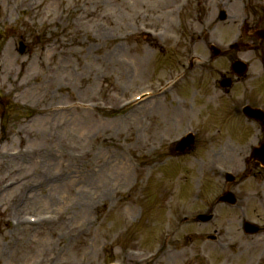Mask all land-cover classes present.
<instances>
[{
  "label": "rangeland",
  "instance_id": "374dc122",
  "mask_svg": "<svg viewBox=\"0 0 264 264\" xmlns=\"http://www.w3.org/2000/svg\"><path fill=\"white\" fill-rule=\"evenodd\" d=\"M197 1L0 0V264H264V231L241 228L264 225V171L241 163L253 131L205 115L211 104L197 95L232 56L256 62L246 27L264 24V0H200L194 12ZM240 29L228 60L199 63L208 41L225 49ZM179 69L186 83L157 90ZM188 131L195 146L179 155ZM226 189L258 200L217 203ZM211 209L214 222L193 218Z\"/></svg>",
  "mask_w": 264,
  "mask_h": 264
},
{
  "label": "flooded vegetation",
  "instance_id": "af4514ba",
  "mask_svg": "<svg viewBox=\"0 0 264 264\" xmlns=\"http://www.w3.org/2000/svg\"><path fill=\"white\" fill-rule=\"evenodd\" d=\"M262 26H264V24L263 23H261L260 21H254L252 24H250L249 26H248V28H247V30L248 31H252V30H254V29H258V28H260V27H262ZM260 42V41H259ZM262 43V42H261ZM250 48L251 49H254L256 52H260V50L262 51V53L260 52L259 53V56H261V60H263V56H264V44H257V43H252V45L250 46ZM263 54V55H262ZM229 72H226V73H224V74H221V76H229ZM259 77L261 76V73L258 75ZM247 77V76H246ZM257 77V75H255V73H253V74H251L249 77H247V79L248 80H254L255 78ZM243 79H245V78H243ZM234 81V80H233ZM238 81H240V79L239 80H236V82H238ZM235 83V82H234ZM264 86V85H263ZM250 100L251 101H253L252 103H253V105H256L257 103L258 104H260L262 107H263V110H264V100H262L260 97H259V95H257V96H253V97H250ZM236 110H237V108H236ZM235 110V111H236ZM247 121H251V120H248L247 119Z\"/></svg>",
  "mask_w": 264,
  "mask_h": 264
},
{
  "label": "water",
  "instance_id": "95a60500",
  "mask_svg": "<svg viewBox=\"0 0 264 264\" xmlns=\"http://www.w3.org/2000/svg\"><path fill=\"white\" fill-rule=\"evenodd\" d=\"M191 143H192V139H190V138H187V139L183 140V146L190 145ZM263 153H264V151H263Z\"/></svg>",
  "mask_w": 264,
  "mask_h": 264
}]
</instances>
